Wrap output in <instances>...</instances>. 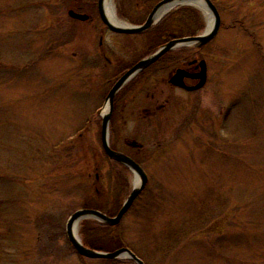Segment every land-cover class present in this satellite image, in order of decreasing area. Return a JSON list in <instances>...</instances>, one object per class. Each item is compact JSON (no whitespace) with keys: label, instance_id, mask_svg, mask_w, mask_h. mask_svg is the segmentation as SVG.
I'll use <instances>...</instances> for the list:
<instances>
[{"label":"rangeland","instance_id":"374dc122","mask_svg":"<svg viewBox=\"0 0 264 264\" xmlns=\"http://www.w3.org/2000/svg\"><path fill=\"white\" fill-rule=\"evenodd\" d=\"M97 1L0 0V264H105L65 232L76 209L118 210L135 178L86 121L106 78L99 60L88 79L84 53L98 35L68 10ZM211 1L221 26L199 52L205 85L173 92L150 121L115 127L148 180L112 231L145 264H264V0ZM112 3L126 11L130 1ZM182 6L197 11L201 32L204 11Z\"/></svg>","mask_w":264,"mask_h":264},{"label":"flooded vegetation","instance_id":"af4514ba","mask_svg":"<svg viewBox=\"0 0 264 264\" xmlns=\"http://www.w3.org/2000/svg\"><path fill=\"white\" fill-rule=\"evenodd\" d=\"M129 1L130 4L128 5L126 11L119 9L118 7L114 11L113 7V13L118 21L116 20L115 22L111 20L107 14L109 19L114 23L121 25L143 24L154 5L160 0L150 4L147 2L148 0ZM182 7L185 6L176 5L167 9V11L164 12L159 19L153 22L150 27L140 32L116 31L109 28L101 18L98 1L96 7H90L89 11L83 7H77L75 10L72 9L78 13L86 14L87 17L84 20H81L70 15L69 16L76 21L91 24L94 28L92 32L93 36L98 35L96 43L91 41L87 44L88 48L85 50L84 54L89 73L87 74L88 79L92 80L98 76L95 66L99 60L103 62V73L99 75H103L104 78H106L104 81V84L106 85L105 90L102 93V104L95 110L93 118L86 119L87 123L93 121L94 124L100 126V142L101 125L103 121L102 114L104 112V108L108 107V94L113 85L140 60L149 57L165 42L171 39L200 33L199 30L195 33L189 32L190 17L188 11L174 15L175 22L171 23V26L167 31L161 32L156 29L157 25L164 16L168 13L183 9ZM172 8L174 9L171 10ZM141 14L143 15L140 16ZM123 16L129 21L119 18ZM97 20L101 21L100 27H97L95 22ZM196 23L197 22L194 21L195 25H197ZM105 34L111 36L105 37ZM207 43L199 47L189 45L174 46L166 50L158 58L145 65L140 70L133 72L125 79L112 97V108L108 121V138L110 146L113 149L120 150L137 161L130 151L123 150L118 147L117 141L118 138H121V133L120 130H116L115 127L140 124L148 120L150 121V119H154L160 111L167 108L173 92H194L205 85L204 84L202 87L197 89H189L186 87L194 85L198 81V79L192 75L200 70L199 61L204 58L199 52ZM72 56L78 58L80 54H78L77 50H74L72 51ZM179 70H181V72ZM143 93L144 95L142 96ZM140 103L144 104L140 106ZM122 139L130 148L142 147V145L133 146L130 144L131 140H135L133 137L124 136ZM105 157H107L106 154ZM107 159L120 167L128 168L120 162L111 160L108 157Z\"/></svg>","mask_w":264,"mask_h":264},{"label":"water","instance_id":"95a60500","mask_svg":"<svg viewBox=\"0 0 264 264\" xmlns=\"http://www.w3.org/2000/svg\"><path fill=\"white\" fill-rule=\"evenodd\" d=\"M194 0H160L158 3L154 5L152 10L150 11L148 17L145 22L140 25H121L118 23H114L111 21L105 12V0H98V7L101 18L103 22L111 29L116 31H124V32H140L150 27L153 22H155L159 17L162 16L167 9L176 6V5H194L191 2ZM203 7H205L210 15L212 16V22L209 24L207 21L206 27L200 33L195 35H188L181 38L171 39L164 44H162L153 54L149 57L140 60L134 67H132L129 71H127L111 88L108 94V107L104 108L103 112V121L101 125V143L102 147L106 153V155L117 162H120L126 165L134 174V176L138 177V182L134 183L131 187L129 193L123 200L122 204L118 208L115 214L109 215L106 212L92 207H82L73 211L68 217L65 225V232L67 238L73 248L76 250L78 254L88 258H108L115 259L121 257H127L136 262L137 264H145L144 260L139 257L132 249L127 246H121L111 251L98 250L91 247L86 246L83 242L79 234L77 233V227L81 220L92 218L98 220L107 225H116L118 224L125 213L130 209L135 199L139 196L140 192L144 189L148 176L143 169V167L135 161L132 157L127 155L126 153L113 149L110 146L109 138H108V121L110 117V112L112 108V97L115 91L121 86V84L125 81V79L131 75L133 72L140 70L145 65L149 64L156 58H158L162 53L166 50L177 46V45H189L199 47L209 40H211L218 32L221 26V18L219 11L217 10L215 4L211 0H199ZM197 6V5H196ZM169 7V8H168ZM200 9L203 7L197 6ZM164 9V10H163ZM203 11V9H202ZM68 14L74 18H78L84 20L87 15L78 13L72 9L68 11ZM200 70L194 73L192 76H195L198 81L194 85L186 86L189 89H197L202 87L205 84L206 76H207V67L205 59H201L199 61ZM181 72V70H179ZM178 71V72H179ZM185 73V72H184ZM178 75V74H177ZM130 144L133 146H141L142 144L137 140H131Z\"/></svg>","mask_w":264,"mask_h":264},{"label":"trees","instance_id":"16d2710c","mask_svg":"<svg viewBox=\"0 0 264 264\" xmlns=\"http://www.w3.org/2000/svg\"><path fill=\"white\" fill-rule=\"evenodd\" d=\"M183 9H179L177 11L168 13L157 25V30L159 31H167L171 26V23L175 22L174 15L181 14L182 12L188 11L189 12V32L195 33L197 30L201 29V20L200 16L198 15L197 11L191 9L190 7H182ZM196 21L197 25L194 24ZM85 204V206H87ZM113 210H109L106 208V213L111 214L117 210L116 205H112ZM119 208V207H118ZM104 211V212H105ZM119 224V223H118ZM116 225H107L98 220L88 218L81 221V239L82 242L91 248L98 249V250H105L111 251L118 247L125 246L120 235L113 233L112 229L117 226ZM138 255V254H137ZM100 261L105 262V264H118L120 261L119 259H108V258H97Z\"/></svg>","mask_w":264,"mask_h":264},{"label":"bare ground","instance_id":"6f19581e","mask_svg":"<svg viewBox=\"0 0 264 264\" xmlns=\"http://www.w3.org/2000/svg\"><path fill=\"white\" fill-rule=\"evenodd\" d=\"M191 4H194V5L203 7V5L201 4V2L199 0H194V1L191 2ZM105 9H106V12L109 15L110 19L116 22L117 18H115V15L113 13V3H112V0H105ZM202 9H203L204 14H205V16L207 18V21L209 22V24H211V22H212V16L210 15V13L208 12V10L205 7H203ZM137 182H138V177L136 176L134 178V183H137Z\"/></svg>","mask_w":264,"mask_h":264}]
</instances>
